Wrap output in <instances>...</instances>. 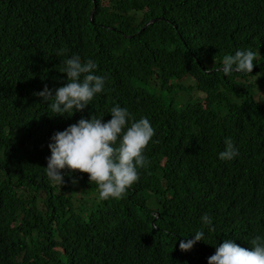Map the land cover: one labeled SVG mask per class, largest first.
Listing matches in <instances>:
<instances>
[{
  "label": "trees",
  "instance_id": "16d2710c",
  "mask_svg": "<svg viewBox=\"0 0 264 264\" xmlns=\"http://www.w3.org/2000/svg\"><path fill=\"white\" fill-rule=\"evenodd\" d=\"M247 49L251 74L216 70ZM73 55L92 59L105 87L83 112L55 115L33 93L62 86L60 62ZM258 81L264 0H0V264H208L225 239L264 238ZM116 105L155 129L150 163L122 198L94 204L87 173L50 182L48 145L82 117L107 122ZM229 137L239 154L224 161Z\"/></svg>",
  "mask_w": 264,
  "mask_h": 264
},
{
  "label": "clouds",
  "instance_id": "9594fccd",
  "mask_svg": "<svg viewBox=\"0 0 264 264\" xmlns=\"http://www.w3.org/2000/svg\"><path fill=\"white\" fill-rule=\"evenodd\" d=\"M60 49L58 56L64 55ZM257 54L250 50H237L234 55L223 56L222 67L216 69L226 76L232 73L251 74ZM60 73H66L62 86L49 89L44 86L33 95L40 97L55 115L72 116L74 111L83 112L105 87V78L94 74L97 64L92 60L82 62L79 55L60 62ZM111 119L91 115L81 118L63 131H57L48 145L51 155L47 158L45 173L50 182L64 184L62 170L69 173H87L89 182L98 186L99 199H120L128 188L139 180V169L150 161L144 155L146 146L155 135V129L146 117L136 119L129 110L119 105L110 109ZM225 148L219 152V159L230 161L236 157L238 149L232 139L224 140ZM73 184L78 183L72 178ZM203 225L212 227V218L205 213L201 217ZM204 232L197 231L192 239L181 240V251H189ZM250 247H241L231 239H225L216 247L215 253L208 257V264H264V238L257 235L249 242Z\"/></svg>",
  "mask_w": 264,
  "mask_h": 264
},
{
  "label": "rangeland",
  "instance_id": "374dc122",
  "mask_svg": "<svg viewBox=\"0 0 264 264\" xmlns=\"http://www.w3.org/2000/svg\"><path fill=\"white\" fill-rule=\"evenodd\" d=\"M210 64H212V63H210ZM257 79H258V77H256ZM190 84H194L192 81H188V85H190ZM258 88H257V99L258 100H261V101H263L264 102V82H259L258 81ZM194 97L197 95L198 96V98L200 99V100H202V99H204V97H205V95H204V93L202 92V91H199L198 89H196V91H194L193 92V94H192ZM179 96V95H178ZM82 197H84V196H82L81 194H77V196H75V199H74V205L75 206H78V205H80V207L81 208H83V209H85V206H83V205H81L80 204V202H79V200L82 198ZM89 198V202H91V203H97L98 202V200H99V195L96 193V194H92L91 196H89L88 197ZM143 202V201H142ZM151 202V201H150ZM150 202H149V204H150ZM41 206V205H40ZM42 207V206H41Z\"/></svg>",
  "mask_w": 264,
  "mask_h": 264
},
{
  "label": "water",
  "instance_id": "95a60500",
  "mask_svg": "<svg viewBox=\"0 0 264 264\" xmlns=\"http://www.w3.org/2000/svg\"><path fill=\"white\" fill-rule=\"evenodd\" d=\"M158 19H155V20H151L147 25L149 24H153L155 21H157ZM160 20V19H159Z\"/></svg>",
  "mask_w": 264,
  "mask_h": 264
}]
</instances>
